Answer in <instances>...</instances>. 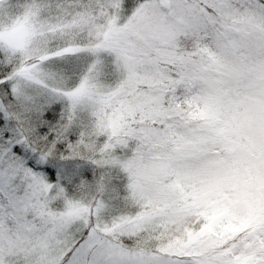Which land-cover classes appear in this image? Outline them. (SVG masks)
I'll return each instance as SVG.
<instances>
[{
	"label": "snow or ice",
	"instance_id": "snow-or-ice-1",
	"mask_svg": "<svg viewBox=\"0 0 264 264\" xmlns=\"http://www.w3.org/2000/svg\"><path fill=\"white\" fill-rule=\"evenodd\" d=\"M0 264H264V0H0Z\"/></svg>",
	"mask_w": 264,
	"mask_h": 264
}]
</instances>
